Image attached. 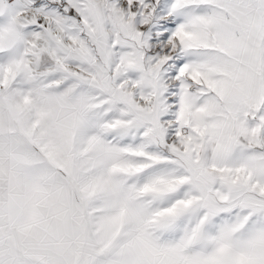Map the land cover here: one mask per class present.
<instances>
[{
	"label": "snow or ice",
	"instance_id": "6c2138e0",
	"mask_svg": "<svg viewBox=\"0 0 264 264\" xmlns=\"http://www.w3.org/2000/svg\"><path fill=\"white\" fill-rule=\"evenodd\" d=\"M0 264H264V0H0Z\"/></svg>",
	"mask_w": 264,
	"mask_h": 264
}]
</instances>
